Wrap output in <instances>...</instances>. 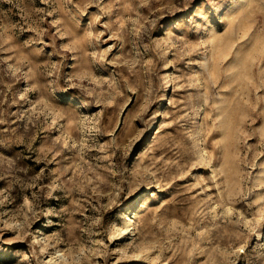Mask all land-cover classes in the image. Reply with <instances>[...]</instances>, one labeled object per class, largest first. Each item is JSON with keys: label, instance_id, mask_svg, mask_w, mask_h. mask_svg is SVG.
<instances>
[{"label": "rangeland", "instance_id": "obj_1", "mask_svg": "<svg viewBox=\"0 0 264 264\" xmlns=\"http://www.w3.org/2000/svg\"><path fill=\"white\" fill-rule=\"evenodd\" d=\"M0 264H264V0H0Z\"/></svg>", "mask_w": 264, "mask_h": 264}]
</instances>
